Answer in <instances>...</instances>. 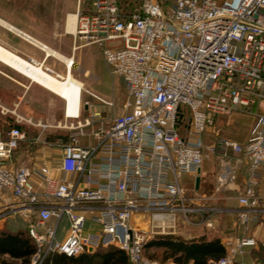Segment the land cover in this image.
I'll return each mask as SVG.
<instances>
[{"label": "built area", "instance_id": "2783aa9c", "mask_svg": "<svg viewBox=\"0 0 264 264\" xmlns=\"http://www.w3.org/2000/svg\"><path fill=\"white\" fill-rule=\"evenodd\" d=\"M79 3L73 35L101 48L111 73L123 82L124 111L85 131L94 121L80 120L83 107L92 106L84 94L112 102L82 83L75 112L62 100L64 119L76 121L57 125L74 132L56 164L45 153L34 167L13 164L26 134L17 126L0 130V195L11 198H1L0 216L26 218L36 246L28 264H43L52 253L76 256L108 246L123 250L129 264H157L143 254L152 235L174 232L178 223L214 228L220 209L181 179L195 177L204 158L216 153L227 159L216 190L243 163L246 169L237 197L239 232L226 235L224 254L209 261L235 264L257 245L251 225L264 211V0H142L125 14L118 0H92L85 11ZM182 107L187 114L179 122ZM237 110L255 115L246 140L206 146L204 134L217 117ZM23 120L31 121L15 113V122ZM63 218L68 227L60 239ZM90 224L97 231H85Z\"/></svg>", "mask_w": 264, "mask_h": 264}, {"label": "rangeland", "instance_id": "374dc122", "mask_svg": "<svg viewBox=\"0 0 264 264\" xmlns=\"http://www.w3.org/2000/svg\"><path fill=\"white\" fill-rule=\"evenodd\" d=\"M91 1L81 0L80 10L89 9ZM141 2L142 0H118L120 10L139 6ZM75 7L76 0H0V17L3 18L0 19L25 30L29 36L66 57L73 55L76 65L72 70L74 78L81 80L84 87L98 97L112 102V105H108L84 94V98L92 104L90 107L92 111L98 112V115L92 116L94 121L92 126L85 128V131L89 132L91 129L95 130L98 127L106 126L113 116L122 112L126 94L120 77L111 73L105 63L101 48L95 43L83 45V40L75 38L73 34L66 33L64 28L66 16L68 13H75L73 12L76 10ZM0 44L25 59L34 58L38 61L37 63L46 65L60 75H64L66 72L64 63L53 57L46 58L42 63L45 56L44 51L1 24ZM73 46H76L74 50ZM77 93L78 88L74 92L73 106L78 100ZM17 96H21V102L14 110V102L18 100ZM61 97L66 98V94L58 96L0 62V119L4 120L0 121V130L3 129L4 122L12 123L11 119L15 122V113L30 119L31 121L23 120L18 123L25 124L23 131L29 140L37 135L41 136V144H48L49 160L54 164L58 162L59 145L64 141L61 136L68 135L70 137L74 132L71 129L57 127L59 122L61 125L65 123L62 121L63 101ZM87 114L88 111H83L82 116L85 117ZM254 121L255 115L249 110H237L229 115H219L215 125L205 132L204 144L207 146L219 139H231L241 143L249 135ZM60 134L61 136H56ZM84 141L82 140V142ZM22 148L23 146H21ZM220 157L218 153L208 154L202 164V168L208 171L209 178L213 179L210 188L216 186L217 173L227 160ZM186 176L184 175L182 178L184 182L188 183L189 179ZM237 182L238 176L236 175L233 180L228 181L225 188L218 190L219 193L231 191ZM8 214L3 215L7 216ZM11 215H13L14 221L24 225L26 218L21 213ZM138 226L145 228L146 224L140 223ZM92 230L97 231V229Z\"/></svg>", "mask_w": 264, "mask_h": 264}, {"label": "crops", "instance_id": "0c3cea01", "mask_svg": "<svg viewBox=\"0 0 264 264\" xmlns=\"http://www.w3.org/2000/svg\"><path fill=\"white\" fill-rule=\"evenodd\" d=\"M80 2H81V0H80ZM79 8H80V3H79ZM75 9H76V7H75ZM73 12H76V11H73ZM68 14H71V13H68ZM72 14H75V13H72ZM0 18H2V17H0ZM6 23H8V22H6ZM11 24H9V25H11ZM13 25L14 24L11 25L13 28L17 27L16 25H14L15 27ZM18 28L19 27H17L16 29L17 30L21 29V28H19V29ZM64 28H65V31H66L65 23H64ZM21 30H23V29H21ZM23 31L25 32V30H23ZM23 31H21V32H23ZM11 32H13V31H11ZM24 34L28 35V33L26 34V32ZM29 37H31V36H29ZM31 38H33V37H31ZM33 39H35V38H33ZM35 41H37L41 45H44V46L48 47L47 45L41 43L40 41H38L36 39H35ZM29 43H31V42H29ZM48 48H50V47H48ZM46 58H48V57H46ZM121 82H122V80H121ZM122 84H123V82H122ZM17 99L18 100L14 102V110H16L18 108V105L21 102L20 101L21 100V96H17ZM83 111H88V114L85 117L82 116L81 119H80L81 121H83L82 119H84L86 117H89L91 119V121H93L92 120L93 113H95V114L98 113L96 111H92L91 108H86V107H83L82 114H83ZM123 111H124V108L122 109V112ZM121 113H119V114H121ZM96 115H98V114H96ZM116 115H118V114H116ZM217 119H218V117H217ZM62 121H76V120H68V119H64V117H63ZM3 132H5V131H3ZM36 137L38 139H40V141L33 142V139H35ZM23 143H26V144L23 146ZM41 143H42V139H41L40 135H37V136L33 137L31 140H29L27 138V136H26V139L19 144L18 148L13 153V164H15V165L26 164V165H29L31 167L36 166L38 164V162L42 159V155L44 153L48 155V146H47L48 144L47 145H43ZM47 143L50 144L49 141H47ZM61 145L62 144L59 145V148L57 150L58 155H59L58 161H59L60 156H61ZM21 146H23L22 149H21ZM230 155H232L234 157L240 156V155H235V154H232V153ZM47 160H49V156L47 157ZM58 174H61V172H58ZM186 175H187L186 178L189 179V182L188 183L186 181L184 182L183 178H182L181 179V184L183 186L187 187V188H192V187L195 188L194 183H195V177L196 176L193 177L190 174H186ZM197 175H199V177H200V182H199L198 188L196 189V192L204 197V202L207 205L214 206V207H217V208L220 209V211L216 214L217 216H216V221L214 223V228H212V229L211 228H205V227H203L201 225L200 226H188V225H183L181 223H178V226H177V228L175 229L174 232L166 233V234L180 235V236H182V237H184L186 239L199 237L201 235H206L208 237H211L213 235H217V236L220 237V241H222V239L226 235L235 234V233L239 232V228H238V225H237V222H236V210L239 208V203L237 201V197L240 194L241 190L243 189V184H244L245 177H246L245 164L243 163L237 169L238 182L236 184H234L233 189H231V191H227V192L225 191V193H222V194L219 193V191L215 189V186L210 188V185L213 183L212 182L213 179L209 178V173H208L207 170H204L201 167V170H200V172ZM1 198L7 199L9 201L11 199L7 194L0 195V204H1V201H2ZM260 205L264 209V199L261 200ZM1 208L2 207H0V209ZM11 214H16V213H11ZM11 214H8L7 216H5V215L0 216V230L5 229V230L11 231V232H15L17 230H27L26 229L27 221H24V225L22 226L21 224H18L17 221H14L12 219L14 217ZM61 227H62V229L59 231V238L63 239L65 237V235H66V229L68 227V220L66 218L62 219ZM91 228L92 229H97V226H95L93 224H90L87 227H85V231H88ZM263 230H264V211H263V214L261 216V220L259 222L254 223V224L251 225V234L256 238L257 245L254 246L253 248H250L248 253L242 259H239L238 262H236L235 264H251V263L260 264V262L257 260V258L254 256L253 253L258 249V247H260V246L264 247V238L262 237ZM0 258L4 259L6 261H9V259H10L9 262H12V263L15 262L14 264H18V262H19V264H21V260L20 259L12 258L7 253L2 254L0 256ZM7 258H9V259H7ZM155 261L157 262V264H176V263H173L170 260L166 261V262H163V263L159 262L158 260H155ZM189 264H191V263H189Z\"/></svg>", "mask_w": 264, "mask_h": 264}, {"label": "trees", "instance_id": "16d2710c", "mask_svg": "<svg viewBox=\"0 0 264 264\" xmlns=\"http://www.w3.org/2000/svg\"><path fill=\"white\" fill-rule=\"evenodd\" d=\"M136 9L138 6H131L127 10L122 9L121 11L125 14ZM179 114V122H181L183 116L187 114V108L182 107ZM10 121L13 122H4L1 130L6 131L11 126H17L22 130L25 128L24 123H16L13 119ZM56 136H61V134ZM61 137L64 138L63 143L69 142L70 137L68 135ZM25 144L23 143V146ZM35 250V242L27 230L15 232L0 230V256L7 253L12 258L20 259L21 264H28ZM143 254L161 263L170 260L176 264H209L210 260L217 259L224 254V247L217 235L211 237L201 235L186 239L175 234H154L145 241ZM253 254L260 264H264L263 246L258 247ZM0 263L14 264L2 258H0ZM43 264H129V262L127 254L123 250L115 246H108L97 247L92 251L82 252L76 256L52 253L47 255Z\"/></svg>", "mask_w": 264, "mask_h": 264}, {"label": "bare ground", "instance_id": "6f19581e", "mask_svg": "<svg viewBox=\"0 0 264 264\" xmlns=\"http://www.w3.org/2000/svg\"><path fill=\"white\" fill-rule=\"evenodd\" d=\"M0 24L13 31L17 35H20L32 44L37 45L41 50H43L45 56L41 61L42 63L45 61L46 57H53L64 63L66 72L64 75H60L59 73H57V75L51 73L48 71V67L46 65L43 66L41 63H37L38 61H36L34 58H32V60L26 58V60L1 44L0 62L58 96L66 94V98L61 97V99L66 102L67 107L71 112H75L76 107L79 105L82 81L77 80L72 75V68H75L76 66L74 62V56L70 55L71 57H66L52 48L41 45L35 41V39L25 35L20 30L13 28L11 25L2 20H0ZM75 25L76 12L75 14L71 13L67 15L65 20L66 32L73 34L75 32ZM76 88H78V100L76 105L72 106Z\"/></svg>", "mask_w": 264, "mask_h": 264}, {"label": "water", "instance_id": "95a60500", "mask_svg": "<svg viewBox=\"0 0 264 264\" xmlns=\"http://www.w3.org/2000/svg\"><path fill=\"white\" fill-rule=\"evenodd\" d=\"M199 182H200V177H199V175H196V177H195V183H194V185H195V189L198 188V186H199Z\"/></svg>", "mask_w": 264, "mask_h": 264}]
</instances>
